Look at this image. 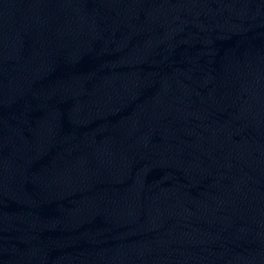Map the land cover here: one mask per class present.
I'll list each match as a JSON object with an SVG mask.
<instances>
[{
	"label": "water",
	"instance_id": "95a60500",
	"mask_svg": "<svg viewBox=\"0 0 264 264\" xmlns=\"http://www.w3.org/2000/svg\"><path fill=\"white\" fill-rule=\"evenodd\" d=\"M171 0H0V195Z\"/></svg>",
	"mask_w": 264,
	"mask_h": 264
}]
</instances>
